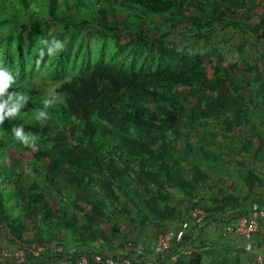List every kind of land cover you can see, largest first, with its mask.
I'll return each mask as SVG.
<instances>
[{"label":"trees","instance_id":"1","mask_svg":"<svg viewBox=\"0 0 264 264\" xmlns=\"http://www.w3.org/2000/svg\"><path fill=\"white\" fill-rule=\"evenodd\" d=\"M252 2L0 0V68L13 76L7 91L28 97L16 117L0 121V231L22 252L0 264H78L82 255L98 264L96 253L135 255L137 238L167 229L175 231L170 250L153 263V251L141 252L143 264H241L187 221L194 209L207 222L261 204L252 163H264V50L256 44L264 43V15L248 16ZM10 21L37 31L86 25L102 41L125 32L153 39L155 51L148 62L131 49L118 65L92 60L91 40L82 39L48 56L44 35L14 44ZM45 98L56 103L36 121ZM17 125L37 137L33 147L12 136ZM34 243L63 251L34 255ZM191 247L196 253L185 254Z\"/></svg>","mask_w":264,"mask_h":264},{"label":"rangeland","instance_id":"2","mask_svg":"<svg viewBox=\"0 0 264 264\" xmlns=\"http://www.w3.org/2000/svg\"><path fill=\"white\" fill-rule=\"evenodd\" d=\"M241 14V13H240ZM239 14V15H240ZM264 15V0H253L251 3L248 16L258 21L259 18ZM9 34L12 37V42L15 44L17 40L28 41L31 38H39L41 35H44L47 40H51L53 37L59 39L63 42L64 45L72 44L73 48L76 49L79 47V42L83 39L84 41L91 40V57L94 61L101 62H111L114 64H121L122 57L124 56V52L130 51L131 49L134 51H138V55L141 59L151 58V53L155 51L154 41L149 39H142L138 36L127 35L125 32L118 33L114 38H109L107 41H102L101 37L98 35V31L96 29L87 27L84 25L81 29H77L74 31L66 30L62 25L57 23H50L49 25L41 26V30L37 31L34 26L28 25L25 22H9ZM227 36L231 37L234 43H241L243 39L241 36L235 35L232 30L226 31ZM115 41H118L120 44H123L125 48L123 50L116 49ZM136 42L139 45H136ZM246 51L252 56L256 54L254 51L255 46L250 41H246ZM259 46L260 43H256ZM86 48V45L83 49ZM2 49V48H0ZM83 51V50H82ZM252 56V57H253ZM254 58V57H253ZM208 59H206V64H208ZM126 63H128L126 61ZM0 67H1V58H0ZM48 73V71H47ZM50 73V72H49ZM53 92V89H52ZM181 148V146H180ZM14 152L13 149H9L7 154H12ZM18 156V155H17ZM19 158H24L23 155L19 154ZM51 202L59 207L61 205L60 201L54 196L50 195ZM143 234V233H141ZM146 235V234H145ZM142 235L139 239L137 238V245L135 248L139 250H143L142 245L148 243L149 241L153 243L156 240V236L148 235L147 240H143L142 238L145 236ZM147 236V235H146ZM151 239V240H150ZM136 240V239H135ZM143 240V242H142ZM141 243V244H140ZM143 243V244H142ZM135 248H132L134 252H136ZM192 250L191 254H194L196 250L194 248H190ZM196 253V252H195ZM22 252L18 250L16 247H12L9 245L7 240L5 239L4 233L0 231V262L7 263L13 261L22 260Z\"/></svg>","mask_w":264,"mask_h":264},{"label":"built area","instance_id":"3","mask_svg":"<svg viewBox=\"0 0 264 264\" xmlns=\"http://www.w3.org/2000/svg\"><path fill=\"white\" fill-rule=\"evenodd\" d=\"M191 215L192 219L195 220V223L198 224L199 227L203 226V224L205 223V212L202 209L192 210ZM262 217L264 218V209H259L256 206L251 210V212L239 216L235 223L225 225V231L249 239L259 231V222L260 218ZM174 234L175 231L173 229H167L165 232L159 234L156 237L153 246V258H151V260L153 259L152 263L155 262L159 256L170 250V248L172 247ZM47 249L58 252L63 251L62 246H57L54 243H34L31 245V252L34 255H39V253L46 251ZM135 250L136 254L130 256L119 255L118 258H115L111 254L104 256L102 254L96 253L95 255H93V258L94 261L98 264H143L141 258L138 257V254L141 253V250L136 248ZM184 253L191 254L192 250L190 248H187L186 250H184ZM173 259H176V256H173ZM254 261L257 264H264V251L256 253L254 256ZM65 264H68V262H65ZM78 264H90L89 259L85 255H82L78 259Z\"/></svg>","mask_w":264,"mask_h":264},{"label":"crops","instance_id":"4","mask_svg":"<svg viewBox=\"0 0 264 264\" xmlns=\"http://www.w3.org/2000/svg\"><path fill=\"white\" fill-rule=\"evenodd\" d=\"M263 44L259 46V49L261 51L264 50ZM254 51H256L257 54L258 51L256 50V48L254 49ZM252 164L255 168H258L257 170L261 175V179L263 181V184L256 188V198L254 199L261 202L258 208L264 209V163L256 161ZM247 210L251 212L250 210H252V208L248 207ZM236 220L237 215L235 216V214L227 219H213L205 222L203 226L195 228V231L197 232L198 236L202 237L203 240H208L209 244L212 245V248H221L223 250L229 249V251L235 256L239 254L241 264H257L254 261L255 254L264 251V218H260L259 231L249 239L225 231V225L233 224L236 222ZM187 222V225L189 227H191L192 225L196 226V223L193 219L189 218ZM187 228L185 229L187 230ZM142 239L147 240L148 236L145 235ZM154 242L155 241H153V243L152 241L150 242V251L145 249L146 243L145 245L142 243L143 250L141 252L144 254L146 253V258H149L150 252L153 251Z\"/></svg>","mask_w":264,"mask_h":264},{"label":"clouds","instance_id":"5","mask_svg":"<svg viewBox=\"0 0 264 264\" xmlns=\"http://www.w3.org/2000/svg\"><path fill=\"white\" fill-rule=\"evenodd\" d=\"M40 43L44 46H48V56H52L64 48L63 42L55 37L51 40H41ZM44 55V48H39L38 56L42 58ZM37 62H39V60ZM13 82V76L10 72L6 69L0 68V121L16 117L20 113L21 108L28 102L27 95L20 92L7 91ZM54 103H56L55 98H45L42 101L43 109L36 110L34 119L36 121L49 119V114L46 110ZM11 134L26 147H33L37 139L33 133H25L23 125L12 126Z\"/></svg>","mask_w":264,"mask_h":264}]
</instances>
